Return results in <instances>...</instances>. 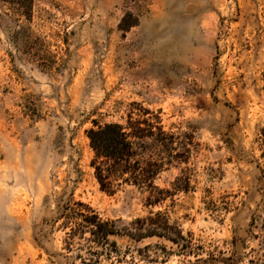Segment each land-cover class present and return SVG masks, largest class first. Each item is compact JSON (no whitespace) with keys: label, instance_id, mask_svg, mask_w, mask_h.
Listing matches in <instances>:
<instances>
[{"label":"rangeland","instance_id":"374dc122","mask_svg":"<svg viewBox=\"0 0 264 264\" xmlns=\"http://www.w3.org/2000/svg\"><path fill=\"white\" fill-rule=\"evenodd\" d=\"M23 12L0 0V264H264V0ZM130 118L174 137L172 152L139 149L172 156L156 206L134 185L103 191L92 166L87 131ZM94 215L121 230L167 219L179 235L102 242Z\"/></svg>","mask_w":264,"mask_h":264},{"label":"trees","instance_id":"16d2710c","mask_svg":"<svg viewBox=\"0 0 264 264\" xmlns=\"http://www.w3.org/2000/svg\"><path fill=\"white\" fill-rule=\"evenodd\" d=\"M10 1L24 9L23 13H27L33 2V0ZM125 23L126 17L120 25L123 30H127L128 26L135 25L131 23L124 26ZM94 124L95 127L87 131V136L95 153L92 166L101 189L113 194L122 185L129 184L151 192L148 203L150 206H156L165 200L168 191L157 187L155 179L172 164L171 154L168 158L154 159L152 156L145 158L142 153H139L140 148L146 147V140L152 141L155 148L160 151L164 149L166 152H172L174 137L164 130L161 122H158L157 126H153L146 120L143 122L130 118L128 126L119 123L101 124L95 122ZM138 145L140 146L138 147ZM150 214L163 217L161 212H150ZM89 223L94 227L92 228L93 235L102 242H109L111 235H120L122 232L139 240L151 236H164L176 241V235H179V229L175 230L167 219L158 222L154 221L151 216L137 219L134 222L135 230L118 229L115 222L104 221L97 215H94Z\"/></svg>","mask_w":264,"mask_h":264}]
</instances>
